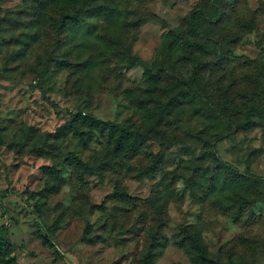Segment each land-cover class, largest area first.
<instances>
[{
  "label": "rangeland",
  "instance_id": "374dc122",
  "mask_svg": "<svg viewBox=\"0 0 264 264\" xmlns=\"http://www.w3.org/2000/svg\"><path fill=\"white\" fill-rule=\"evenodd\" d=\"M75 2L85 27L60 44L50 0H0V226L12 256L141 264L153 247L154 264H192L174 244L192 225L214 264H264V0ZM225 50L251 63L222 62ZM232 101L239 112L223 116ZM77 113L145 140L116 153L94 132L84 148L67 129ZM246 113L258 126L243 127ZM218 173L248 185L209 195Z\"/></svg>",
  "mask_w": 264,
  "mask_h": 264
},
{
  "label": "trees",
  "instance_id": "16d2710c",
  "mask_svg": "<svg viewBox=\"0 0 264 264\" xmlns=\"http://www.w3.org/2000/svg\"><path fill=\"white\" fill-rule=\"evenodd\" d=\"M52 8L54 10L55 15L58 18L59 25L57 26L59 31L64 35L63 39L59 40L60 44L64 42L67 43L70 40H74L77 38V32L74 31L73 27L79 28L80 25L85 27V22L82 24L78 22V19L73 14V10L75 9L76 4L74 5L75 0H50ZM87 4V3H83ZM193 16V15H192ZM172 33H169V36L172 37ZM185 46L189 48L191 51L200 52V53H208L210 50L202 45L197 43H190L186 42ZM230 50L222 51L220 54L221 61H236L237 65L235 68L240 66H249L251 61L247 60H239L238 57H234L233 53ZM229 61V62H230ZM61 68H64V63H59ZM197 69L194 70L193 76L197 78ZM236 72V69L232 70V75ZM225 77H223L224 79ZM253 81L251 82V84ZM246 91V89H245ZM248 92V91H246ZM188 94H186L187 96ZM241 98H244L241 94H238ZM251 96L249 97V99ZM184 99H180L178 103H182ZM187 102H191V99L187 97L185 99ZM231 99H229L230 103ZM234 102L232 101L231 106L229 104H224L221 109V114L224 116L225 112H239L233 106ZM246 119L243 127L246 128L248 126H258L254 121L250 120L252 116L251 113L245 114ZM68 131L73 135L74 138L78 139L82 142L84 148H88L90 142L93 139L92 133H98L103 138L107 139V143L109 145L114 146V151L117 153L118 151L121 152L126 146H128L129 150L133 154H137L140 146L144 142L145 138L143 137L144 134L136 131H130L120 124H113L111 122H103L92 117L82 116L81 113H77L71 117L70 121L68 122L67 126ZM86 131H83V130ZM66 134V133H65ZM118 152V153H119ZM44 153L42 152V156ZM212 156V154H211ZM157 158L156 156H152V164L144 173V176H152L156 173L158 169V161L155 162ZM69 164H73L75 168L82 170L85 173L92 174V169L81 162L75 155H71L68 158ZM229 168L228 165L223 164L221 170ZM43 172L47 175L55 177L57 175L56 170L54 167H42ZM241 185L242 187H246L248 185V180L246 177L238 175L236 178L231 179L224 176L222 173H218L217 177L213 179L212 184L208 187V194L212 196H217L221 199L222 194L225 192L226 189L232 188L235 185ZM250 202L246 199H242V206H240L239 211L236 213L235 220H239L242 216L243 210H245L248 206H250ZM7 230L4 226H0V264H21L18 262L15 255L12 254L15 252V246L11 242V240L6 236ZM175 246L181 249L187 256H189L192 264H214L212 259L210 258L207 246L204 244L201 234L197 228L192 225L185 226L181 229L179 238L175 241ZM154 251L153 247L147 250L144 254L141 264H154ZM229 264H236V263H229Z\"/></svg>",
  "mask_w": 264,
  "mask_h": 264
}]
</instances>
